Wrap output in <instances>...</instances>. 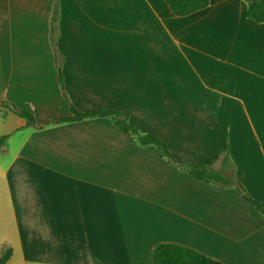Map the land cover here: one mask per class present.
<instances>
[{
  "label": "crops",
  "instance_id": "1",
  "mask_svg": "<svg viewBox=\"0 0 264 264\" xmlns=\"http://www.w3.org/2000/svg\"><path fill=\"white\" fill-rule=\"evenodd\" d=\"M0 0V252L5 264H152L157 243L264 264V215L179 165L213 161L264 208V22L243 0L178 17L164 0ZM55 52L57 55H55ZM56 60L63 82L58 83ZM125 113L175 163L109 117ZM234 166V170H233Z\"/></svg>",
  "mask_w": 264,
  "mask_h": 264
},
{
  "label": "trees",
  "instance_id": "2",
  "mask_svg": "<svg viewBox=\"0 0 264 264\" xmlns=\"http://www.w3.org/2000/svg\"><path fill=\"white\" fill-rule=\"evenodd\" d=\"M168 5L170 11L178 17L189 15L198 10L204 9L209 0H164ZM245 3V17L255 23L264 22V0H243ZM58 19V0H53L52 11L50 16V42L54 45L56 22ZM55 55L57 53L55 52ZM56 69L58 83L63 91V82L60 74L59 63L56 60ZM65 100L68 104V114L61 116L54 122L47 124L57 123H71L81 121L92 117H109L112 123L127 135L134 136L136 141L141 146H153L160 157L164 158L170 163H175L174 158L167 146V144L158 136L151 133H141L128 123V116L125 113L110 110H98L91 112H80L76 110L67 97ZM0 108L8 110L19 118L23 119L25 126L37 127L32 115L23 109H17L8 102L0 100ZM6 136L0 137V148ZM213 161L202 160L198 162L186 163L179 165V169L186 174L190 175L193 179L202 183L220 184L223 187H233L241 195L242 199L253 206L256 211L264 215V208L262 205L249 196L244 186L236 179V175L228 176L223 172V168L232 166L227 154L221 159V169H215L212 166ZM234 170V166H233ZM12 255L11 249L7 248L0 252V264L5 262ZM152 264H223L213 258H210L192 248L182 246L174 243H157L153 247L151 254Z\"/></svg>",
  "mask_w": 264,
  "mask_h": 264
},
{
  "label": "rangeland",
  "instance_id": "3",
  "mask_svg": "<svg viewBox=\"0 0 264 264\" xmlns=\"http://www.w3.org/2000/svg\"><path fill=\"white\" fill-rule=\"evenodd\" d=\"M128 121V120H127ZM129 123V122H128ZM130 124V123H129ZM140 132V131H139Z\"/></svg>",
  "mask_w": 264,
  "mask_h": 264
}]
</instances>
